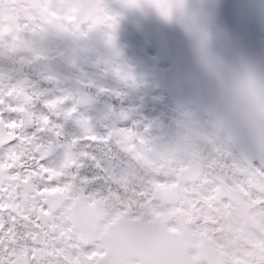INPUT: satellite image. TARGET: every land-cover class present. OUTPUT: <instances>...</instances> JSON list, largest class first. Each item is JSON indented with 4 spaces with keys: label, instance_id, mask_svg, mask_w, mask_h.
I'll use <instances>...</instances> for the list:
<instances>
[{
    "label": "rangeland",
    "instance_id": "374dc122",
    "mask_svg": "<svg viewBox=\"0 0 264 264\" xmlns=\"http://www.w3.org/2000/svg\"><path fill=\"white\" fill-rule=\"evenodd\" d=\"M40 1L42 6L34 12L28 5L20 4L16 0H0V57L2 53H6L0 61V82L5 84L4 92L5 88L10 86L15 93L9 97H3L4 104L12 108L26 104L32 105L36 81L40 83L50 81V76L59 75L61 72L66 77L73 78L77 75L90 93L102 98L100 106L83 110L85 118H81V122L87 120V114L90 118L83 126L89 125L92 119L95 123L94 129L101 124L100 130L88 137H95L94 140L91 139L95 145L103 142L105 144L103 151L96 154L94 151L87 152L83 142L80 141L76 142V147L73 149L70 147L75 141L73 138L65 141L64 148L67 155L76 151L87 152L95 158L97 167L105 174L107 195L103 194L102 201L109 198L106 202L109 222L119 217H142L143 215L149 223L157 217L168 218L173 214L172 209L165 208L167 206L152 199L153 190L157 186L172 188L168 195L173 196L177 187L181 185L185 191L186 200H181L178 205L185 203L187 213L192 212L194 204L204 210L206 206L204 201L193 200L192 202L188 195L196 188L210 189L211 181L205 179L197 185H194L196 182L181 183L178 175L185 161L190 164L202 159L205 163H210L223 154L228 157H223L212 164L215 165L216 170L218 169V176L226 182L235 181L238 185L236 187L247 190L253 197L249 180L252 173H255L258 178L262 168L255 163L254 167L249 169L211 117L186 105L177 107L174 103L170 104L160 78L165 65L157 63L155 52L146 47L135 33L129 16L123 9L108 3L102 10V13L111 18L107 22V27L98 24L95 28L90 26L83 32L73 29L70 33L67 21L64 19L66 11L58 6L57 1ZM37 18L42 22H39ZM92 30H95V34L89 39L87 34ZM99 33L103 34L102 42L95 41ZM109 41L110 47L105 44ZM8 44L11 45L10 49H7ZM50 47L53 49L52 53L48 52ZM18 48H22L23 52L17 53ZM39 52L49 54V60L46 62L48 65H44L39 59ZM16 60L18 63L11 66L9 62ZM135 65L138 69L132 71L130 67ZM111 66L121 70L117 78L108 72ZM29 69L36 73L32 78L29 77ZM46 69L50 70L46 71ZM70 72L76 74L72 75ZM133 87H138V93L130 96L129 91ZM21 89L22 93H20ZM119 89L123 91L122 96L118 94ZM68 96H72L71 90L63 91L62 96L56 97L57 100H64L56 108H62L61 111L65 114L71 103L70 99H66ZM26 97L28 99H25ZM24 109L25 119L29 115H34V111L36 116L38 114V111L35 109L33 111L30 106ZM40 112V116H43L42 109ZM119 114L123 115V122L118 121ZM10 117L11 120L21 119L16 112L10 113ZM155 118L165 121L164 131L149 130V124ZM135 122L139 123L136 125L138 130L131 128ZM87 130L86 128L83 133L85 134ZM191 130L198 134H191ZM27 132L23 129L24 136ZM150 133H152L151 137ZM212 134L218 136L215 142H221L218 147L213 143ZM53 146L56 148L55 144ZM195 147H200L203 154H195ZM188 149L189 152H187ZM174 150L177 152L175 156L182 164V168L178 163L171 162L170 155L174 153ZM182 150L186 153L183 154ZM4 152L6 151L2 150L0 154ZM117 153L119 157L115 163L113 158ZM123 154H125V162L121 159ZM51 156L55 159L42 160L41 163L46 167L58 168L59 159L54 154ZM150 156L153 166L161 171L160 174L152 173L143 165L150 162L144 160ZM229 156L232 158L231 171L228 169L229 162L228 165L225 164ZM187 157L190 159L187 160ZM213 174L215 175L214 172ZM118 176H121L123 184L130 192L127 195L129 198L121 192L123 188H119L122 183L116 179ZM111 178L115 180V184L109 181ZM81 186L86 187L84 182ZM50 192L53 191L49 190L48 193ZM146 192L150 195L147 196ZM211 192L212 190L207 193ZM178 200L179 198H174L169 201L175 203ZM134 201H138V205L134 206L130 212L128 207ZM147 201L149 206L145 210L143 205ZM8 203L10 205V201ZM47 206V204L44 206L47 209L44 211L46 215L52 211ZM217 207L218 214L227 213L228 209L234 208L226 201L217 203ZM208 208L211 210L209 205ZM40 210L42 209L37 204L29 205L28 208H24L25 219L12 213L15 218L24 222L21 228H17L16 222L11 220L7 213L0 218V264H32V262L35 264H106L102 262L104 245L101 239L106 223L100 225L96 239L86 243L77 233L71 201L66 200L58 206L52 215L47 217L49 222L46 226L37 219ZM186 220L190 221L191 218L187 217ZM36 232L40 235V240L31 247L24 236ZM13 253H17V256L14 257Z\"/></svg>",
    "mask_w": 264,
    "mask_h": 264
},
{
    "label": "water",
    "instance_id": "95a60500",
    "mask_svg": "<svg viewBox=\"0 0 264 264\" xmlns=\"http://www.w3.org/2000/svg\"><path fill=\"white\" fill-rule=\"evenodd\" d=\"M26 1V0H22ZM34 3V0H27ZM131 16L134 28L148 46L157 52L159 63L167 64L161 73L164 90L179 106L189 104L214 116L221 129L234 144L244 161L251 166L257 160L264 167V126L253 121L251 102L244 92L233 85L242 70H264V0H156L168 5L170 14L164 16L152 0H118ZM102 0H95L100 4ZM82 13L79 12L78 22ZM78 24V23H77ZM115 76L119 71L111 68ZM232 80H226L227 75ZM137 89L131 91L136 93ZM92 103L97 99L90 97ZM264 114V110H262ZM164 123L154 121L151 128L161 130ZM53 150V149H51ZM204 164L196 163L181 172L180 182L197 180ZM221 194L238 207L244 193L226 187L219 179ZM264 192L262 183L252 182ZM181 185L174 196L156 190L155 197L169 203L180 197ZM54 209L62 204L65 194L48 195ZM83 190L74 203V218L80 238L86 243L96 239L99 224L107 218L104 203L86 204ZM172 203V202H170ZM52 215V211L47 214ZM101 239L106 247L102 262L108 264H195L189 256L186 227L180 232L169 231L164 220L153 226L143 219L126 218L110 223Z\"/></svg>",
    "mask_w": 264,
    "mask_h": 264
},
{
    "label": "flooded vegetation",
    "instance_id": "af4514ba",
    "mask_svg": "<svg viewBox=\"0 0 264 264\" xmlns=\"http://www.w3.org/2000/svg\"><path fill=\"white\" fill-rule=\"evenodd\" d=\"M32 77L33 76L30 75V78ZM38 82L39 81H36V84ZM4 87L5 84L0 82V93H4L3 97H9L3 91ZM37 99V96L33 97V100ZM6 107L7 106L4 105V108ZM80 107L84 111L90 108V106L88 105H81ZM30 108L34 111L33 107ZM9 113L10 111H4L3 118L5 120H11ZM67 113L69 115L70 110ZM31 116L34 119L33 126H35L39 122L35 111L34 115ZM61 116L63 118H66L63 114H58V118L55 122L56 127L60 131V136L58 138H55L54 136L52 137L51 135L53 134L51 132L42 131V137L45 142H52L54 138V142L52 143V145H56V148L54 146L53 147L56 157L59 159L58 168L68 157V155L65 153L64 148V143L68 139L73 138L75 140L73 141L75 143L72 142L71 144L73 145L71 146L73 149H75L76 142L78 141L83 142L85 151L90 153H92V151L105 148V144L103 142L96 143L95 145V143L88 138V135H94L100 130L101 124H99L98 127L94 129L95 123L92 119L89 125L83 126L88 123V119L82 120L81 122V118H85L81 117L77 121L73 122L71 128L67 130L64 120ZM67 118L68 121L73 120L72 116H68ZM21 119H25L23 113H21ZM27 128H30V126L25 125L24 129ZM86 128H88V130L84 134L83 132ZM91 128L92 131H90ZM106 132L110 133V131L108 130H106ZM79 153L81 152L76 151L72 154L78 155ZM216 161L217 159L211 161L209 163L210 166L213 167L212 164ZM80 171L83 175L82 177H72L71 179L63 183V185L59 186L57 190L58 192H62L67 196V200L72 202V208L76 197L81 193L82 189L87 196L88 202L92 204L98 200L102 201L104 193V195H107L104 183L105 178L103 175H101L100 168H98V170H95L92 165V161L88 160L85 162L84 168H82ZM206 172L207 170L204 172V176L201 181H204L205 179L210 180L211 188L207 190L197 188L195 192L189 193L188 195L192 202L193 200L204 201L206 203L204 210H202L199 205L194 204L192 212L187 213L185 203L178 205L181 200H186L184 191L180 196V199L170 205H166L161 200L155 199L162 205L167 206L165 208H171L173 211V214L169 215L168 218H157L166 219L167 226L170 230L179 231L182 224H184L188 228L190 240L189 249L192 252L193 256L199 259L198 264H211L210 261L202 255V246L205 243L204 241L206 240L211 242V245H209L215 252V256L214 258H212L214 264H264V195L251 189L253 195L252 197L251 194L246 190L247 200L250 203L254 204V207L250 210V214L248 216L244 215L236 208H230L227 210V213L218 214V180L216 179L212 171L210 172V177L205 176ZM83 179L86 181H84ZM83 182L86 186L85 188L81 186ZM198 183H196V185ZM210 190H212V192L210 194L207 193ZM121 192L125 196H127L125 189H121ZM107 199L109 198H106V200L104 201L105 204L107 202ZM14 204L15 201H11V206H14ZM137 205L138 201H134L131 205H129L128 209L132 211L134 209V206L137 207ZM208 205L210 206L211 210L208 208ZM147 208L148 207H144L145 210ZM22 212L24 213V209H22ZM178 214L180 215L178 216ZM17 216L25 219L24 214ZM186 216L190 217L191 220L187 221ZM143 217L145 218V215H143ZM157 218H155V220ZM14 221L16 222L18 228L24 226V222H22L20 219L15 218ZM217 239L218 245L214 246V243L217 242ZM196 243L199 244L195 245ZM206 254L209 257H213L211 251H207Z\"/></svg>",
    "mask_w": 264,
    "mask_h": 264
},
{
    "label": "snow or ice",
    "instance_id": "6c2138e0",
    "mask_svg": "<svg viewBox=\"0 0 264 264\" xmlns=\"http://www.w3.org/2000/svg\"><path fill=\"white\" fill-rule=\"evenodd\" d=\"M135 2L136 0H130L132 4ZM152 3L162 15L170 14L168 5L158 4L156 0H152ZM5 93L8 96L15 94L10 86L5 88ZM3 96L4 93H0V147L6 146L7 151L0 154V218L7 213L10 219L14 220L15 216L12 213L23 215L21 209L28 208L32 204H37L46 211L45 204L52 203L50 199H44L49 190L57 191L59 186L72 177H82L80 170L84 168L86 161L91 160L94 168L98 163H95V158L90 157L87 152H81L78 155L70 153L59 168L44 166L41 161L51 150L52 142L39 140L35 135L24 136L23 129L30 122L29 120H5L4 111L24 113L25 109L23 107L4 108ZM61 102V100L49 101L47 107L54 109ZM39 123L38 131L51 132L55 138L60 136L59 129L51 124L47 116L42 117ZM88 138L95 139L91 136ZM13 200L15 204L9 211L8 202Z\"/></svg>",
    "mask_w": 264,
    "mask_h": 264
},
{
    "label": "clouds",
    "instance_id": "9594fccd",
    "mask_svg": "<svg viewBox=\"0 0 264 264\" xmlns=\"http://www.w3.org/2000/svg\"><path fill=\"white\" fill-rule=\"evenodd\" d=\"M225 78L229 81L233 79L230 74ZM233 87L248 96L251 102L254 123L264 126V114H262V110H264V70H258L254 67L242 70Z\"/></svg>",
    "mask_w": 264,
    "mask_h": 264
},
{
    "label": "bare ground",
    "instance_id": "6f19581e",
    "mask_svg": "<svg viewBox=\"0 0 264 264\" xmlns=\"http://www.w3.org/2000/svg\"><path fill=\"white\" fill-rule=\"evenodd\" d=\"M160 218H163V217H160ZM160 221L161 220H164L165 222H166V219H159ZM182 227H183V225H181V228H180V231L182 230ZM185 227V226H184Z\"/></svg>",
    "mask_w": 264,
    "mask_h": 264
}]
</instances>
